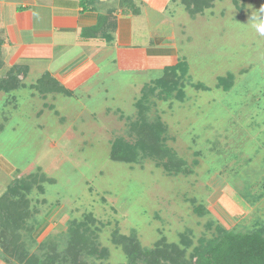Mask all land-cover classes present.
<instances>
[{"label":"rangeland","instance_id":"374dc122","mask_svg":"<svg viewBox=\"0 0 264 264\" xmlns=\"http://www.w3.org/2000/svg\"><path fill=\"white\" fill-rule=\"evenodd\" d=\"M131 1L135 7L122 5L134 23L132 44L147 48L142 56L122 49V65L112 57L85 84H65L70 94L42 95L30 76L25 87L0 91V197L17 180L37 178L24 228L0 237L25 245L27 257L57 248L55 262L68 264L67 232L81 223L93 233V249H107L82 255L86 264H145L131 258L125 237L147 251L159 242L177 246L192 260L218 225L264 229V33L257 30L264 0H214L195 14L181 0ZM11 57L0 56V65ZM179 60L188 68L172 95L152 90ZM139 117L164 123L176 164L112 158L116 139L136 141ZM22 257L0 242V264H24Z\"/></svg>","mask_w":264,"mask_h":264},{"label":"trees","instance_id":"16d2710c","mask_svg":"<svg viewBox=\"0 0 264 264\" xmlns=\"http://www.w3.org/2000/svg\"><path fill=\"white\" fill-rule=\"evenodd\" d=\"M181 1L192 14L204 11L205 8L211 7L214 2V0ZM130 2L132 4L133 1L130 0ZM132 5L135 7L134 3ZM132 11L137 13L136 8ZM124 12L128 13V10L126 9ZM187 68L188 64L185 60H179L175 64L165 66L162 77L155 81V86L151 89L155 90L161 87L165 91L163 95L171 96L172 89L178 82L176 80L177 76L181 73L184 74ZM22 80L17 75L15 68H12L0 79V91L11 92L22 85ZM220 81L228 84L226 78H220ZM36 86L38 91L43 95L49 92L71 93V90H68L49 74L40 78ZM143 114L144 106L139 104V116ZM139 118L133 127L137 133L136 141L130 143L125 139H116L112 145V158L125 162H134L140 158L150 156L160 159L168 157L167 161H163V164L167 168L172 164H176L173 162L176 156L175 151L165 143L166 137L164 134L166 126L164 123L159 121L147 122L145 117ZM35 180H37L36 176H34L33 180L32 178L29 180L28 177L19 179L11 184L0 197V230L4 233L11 232L12 238L16 232L24 228L30 216L29 200L26 194L37 183ZM39 188L42 189L40 186ZM216 229L218 235L207 241L202 239L200 245L195 249L192 260L184 259L182 256L183 251L174 245L171 246L164 242H159L155 250L147 251L143 250L138 242H135V236L125 237V239L129 243L127 250L131 254V258H135V262L141 258L145 264H264L263 228L240 232L225 230L222 226L218 225ZM89 230L86 224L83 223L74 224L69 227L68 236L62 249V251L64 249L66 251L63 257L68 264H86L85 261L78 260L82 255L88 257L95 255L97 252L101 255L107 252V249H93V233ZM40 233L41 231H37V235ZM182 240L184 244L189 243L186 235H182ZM0 242L4 244V252L18 253V256L26 258L24 264H57L55 259L61 255V252H57L58 250L55 248V255L48 253L49 255H45V258L37 255L27 257L25 254H27L28 249L25 245L21 244L18 246L14 239L11 242H4L2 237H0ZM69 255L71 256L69 257ZM71 259L74 261L71 262ZM61 264H66V262Z\"/></svg>","mask_w":264,"mask_h":264},{"label":"crops","instance_id":"0c3cea01","mask_svg":"<svg viewBox=\"0 0 264 264\" xmlns=\"http://www.w3.org/2000/svg\"><path fill=\"white\" fill-rule=\"evenodd\" d=\"M125 7L122 0H0V56H12L0 65L1 78L15 68L20 87L30 76L28 85L38 91L47 74L64 86H80L112 57L122 65V49L142 56L147 48L132 44L134 23L130 12L129 22L122 18Z\"/></svg>","mask_w":264,"mask_h":264},{"label":"clouds","instance_id":"9594fccd","mask_svg":"<svg viewBox=\"0 0 264 264\" xmlns=\"http://www.w3.org/2000/svg\"><path fill=\"white\" fill-rule=\"evenodd\" d=\"M257 13L260 17V25L258 26V31L261 32V33H264V6H261L258 10H257ZM253 20L256 19V17H252ZM254 27H257L256 25H253Z\"/></svg>","mask_w":264,"mask_h":264}]
</instances>
